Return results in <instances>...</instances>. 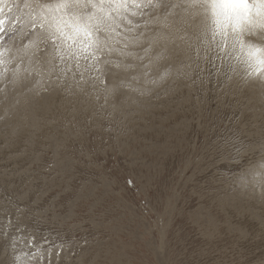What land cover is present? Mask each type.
I'll return each instance as SVG.
<instances>
[{
    "label": "rangeland",
    "instance_id": "1",
    "mask_svg": "<svg viewBox=\"0 0 264 264\" xmlns=\"http://www.w3.org/2000/svg\"><path fill=\"white\" fill-rule=\"evenodd\" d=\"M54 84L3 89L0 103L24 95L31 116L22 106L10 115L0 107V192L6 188L46 223L88 241L69 264L264 262V190L224 182L236 169L216 158L215 129L181 78L111 115L87 90ZM245 132L257 145L259 122Z\"/></svg>",
    "mask_w": 264,
    "mask_h": 264
},
{
    "label": "snow or ice",
    "instance_id": "2",
    "mask_svg": "<svg viewBox=\"0 0 264 264\" xmlns=\"http://www.w3.org/2000/svg\"><path fill=\"white\" fill-rule=\"evenodd\" d=\"M174 76L207 111L216 158L236 169L224 182L264 190V0H0V91L56 83L111 115ZM257 121L254 146L245 129ZM0 201V264H69L88 243L6 188Z\"/></svg>",
    "mask_w": 264,
    "mask_h": 264
},
{
    "label": "bare ground",
    "instance_id": "3",
    "mask_svg": "<svg viewBox=\"0 0 264 264\" xmlns=\"http://www.w3.org/2000/svg\"><path fill=\"white\" fill-rule=\"evenodd\" d=\"M18 85H22V84H18ZM29 86L28 87H30V84H28ZM54 85H56V84H54ZM10 87H12V85L10 86ZM19 87H22V86H19ZM53 87V86H52ZM56 87H57V85H56ZM13 88V87H12ZM19 89V88H18ZM51 89V88H50ZM53 89V88H52ZM9 90V89H8ZM12 91H15V90H12ZM18 91H20V90H18ZM25 91V90H24ZM51 91H53V90H51ZM65 91H67L66 89H65ZM3 92V91H2ZM54 92V91H53ZM73 92V91H72ZM72 92H70V94L72 93ZM8 93V92H7ZM16 93V92H15ZM19 93V92H18ZM64 93V92H63ZM1 94V93H0ZM5 95V93L3 92L0 96L2 97V95ZM14 94V93H13ZM17 94V93H16ZM41 94H43V93H41ZM49 94V93H48ZM69 94V95H70ZM6 95H11V94H6ZM39 96H40V94H38ZM52 95V94H51ZM72 95H73V93H72ZM18 96V95H17ZM27 96V95H26ZM49 96V95H48ZM7 98H9V97H7ZM50 98V97H49ZM6 99V98H5ZM37 99H39V98H37ZM41 99V98H40ZM67 100V99H66ZM41 102L42 101H40V104H41ZM46 102V101H45ZM44 103V102H43ZM1 104V106L0 107H2L4 110H2V111H5L6 113L5 114H8V113H10V112H12L11 114H13V113H15V114H17L16 112H15V109H18L19 107H21L22 106V108L23 109H25L26 110V113H27V115H29V116H31L27 111V109H28V101L26 100V98L24 97V95L23 96H18V97H16V98H13V99H6L3 103H0ZM15 106L17 107V108H15ZM48 106V105H47ZM50 106V105H49ZM27 107V108H26ZM40 107V106H39ZM47 108V107H46ZM1 109V108H0ZM23 109H21V110H23ZM36 109H37V107H36ZM41 109V107L38 109V110H40ZM50 108H48V110H49ZM1 111V110H0ZM17 112H19V111H17ZM21 113H22V111H20ZM38 112V111H37ZM48 112H50V111H48ZM3 114V113H2ZM4 114V115H5ZM14 114V115H15ZM35 115H36V111H35V113H34ZM38 114V113H37ZM8 115H10V114H8ZM7 115V116H8ZM14 115H11V117H13V119H15V117H14ZM18 115H21V116H19L20 118H19V120L21 119V117L22 118H24L25 117V114H24V116H22V114H19L18 113ZM26 115V117H29V116H27ZM3 116V115H2ZM16 116V115H15ZM33 116V115H32ZM1 117V116H0ZM4 117V116H3ZM16 117H18V116H16ZM40 117V116H39ZM5 118V117H4ZM9 119V118H8ZM25 119V118H24ZM31 118H29V119H25L26 121H28V120H30ZM53 119V118H52ZM18 120V121H19ZM36 120V119H35ZM41 120V119H40ZM5 121V120H4ZM11 121H12V118H11ZM21 121H24V120H21ZM20 121V122H21ZM36 122V121H35ZM38 122H40L39 120H38ZM3 123H6V122H2L1 124L3 125ZM15 123V122H14ZM18 124H20V126L22 125L23 126V122H21V123H18ZM26 124V123H25ZM24 124V125H25ZM8 125V124H7ZM13 125V124H12ZM15 125V124H14ZM13 125V126H14ZM1 126V125H0ZM17 126V125H16ZM15 126V127H16ZM19 126V127H20ZM26 127H28V125H25ZM30 126H31V124H30ZM38 126H40V125H38ZM46 126V125H45ZM44 126V127H45ZM18 127V128H19ZM26 127H23L24 129H26ZM40 127H43V126H40ZM7 128V127H6ZM9 128V127H8ZM12 128V127H11ZM10 128V129H11ZM23 129V132L25 131ZM28 130H29V128H27ZM31 129V128H30ZM35 129H37L38 130V127H36V125H35ZM1 130V129H0ZM19 131L20 130H22V128L20 127V129H18ZM39 131V130H38ZM8 132V131H7ZM23 132H20V134H22ZM26 132H28V131H26ZM1 133V132H0ZM11 134V133H10ZM16 134H18V131L16 132ZM16 134H13V135H16ZM19 134V136H21ZM1 135V134H0ZM3 135V134H2ZM5 136H7V134H5ZM3 137V136H2ZM16 137V136H15ZM15 137H14V139H15ZM16 138H19V137H16ZM1 139V138H0ZM22 139V138H21ZM13 141H15V140H13ZM23 141V140H22ZM22 141L20 142V143H22ZM18 141H16V143H17ZM27 143V142H26ZM6 144V143H5ZM4 144V145H5ZM8 144V143H7ZM15 144V143H14ZM23 144H24V141H23ZM16 145V144H15ZM13 146V145H12ZM10 147V146H9ZM29 149V148H28ZM5 150V149H4ZM19 154V153H18ZM17 154V155H18Z\"/></svg>",
    "mask_w": 264,
    "mask_h": 264
}]
</instances>
